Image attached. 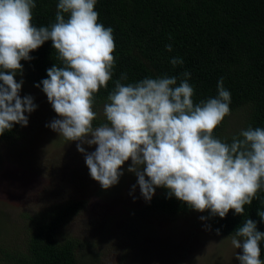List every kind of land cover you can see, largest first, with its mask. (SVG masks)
Masks as SVG:
<instances>
[{
    "label": "clouds",
    "instance_id": "obj_1",
    "mask_svg": "<svg viewBox=\"0 0 264 264\" xmlns=\"http://www.w3.org/2000/svg\"><path fill=\"white\" fill-rule=\"evenodd\" d=\"M96 3L58 0L55 22L37 27L34 0H0V135L16 124L27 126L26 113L37 105L30 95L20 96L23 81L15 77L22 73L21 61L31 60L30 52L51 41L61 65L47 69L40 84L59 118L46 126L78 142L94 181L103 189L116 185L130 160L127 171L137 177L145 201L163 187L195 211L224 218L231 209L244 216L245 206L264 191V127L250 125L231 142L214 135L231 113L223 78L217 95L198 103L187 71L178 84L168 76L125 83L126 73L113 81L115 38L111 27L98 22ZM166 51H172L171 44ZM170 63L182 65L183 59ZM110 81L114 87L103 105L104 122L94 124L96 94ZM83 145L96 147L86 152ZM257 215L264 222V211L258 209ZM261 242L264 232L246 218L231 236L232 246L241 250L235 255L239 264H264Z\"/></svg>",
    "mask_w": 264,
    "mask_h": 264
},
{
    "label": "trees",
    "instance_id": "obj_2",
    "mask_svg": "<svg viewBox=\"0 0 264 264\" xmlns=\"http://www.w3.org/2000/svg\"><path fill=\"white\" fill-rule=\"evenodd\" d=\"M33 23L48 26L55 22L58 0H34ZM98 22L113 29L116 64L113 81L127 74L125 83L145 77H176L190 73L194 87V102L217 95V82L223 78L225 89L231 93L230 115L214 130V135L226 142L248 126L264 127V0H97ZM172 51H166V45ZM57 53L52 42L30 52L31 60H22L24 78L37 87L47 78V69L56 63ZM174 57L183 59L173 66ZM114 84L96 94L94 110L106 102ZM38 89L42 90V84ZM104 122L98 117L94 124ZM233 127V128H232ZM19 137V124L0 135V141ZM146 209L170 217L194 212L187 204L168 195L163 187L155 189ZM259 199L245 206V214L229 210L224 218L201 212L214 230L222 235L234 234L246 218L264 232V222L257 210L264 211V191ZM79 200H70L45 211L25 214L30 222L26 248L13 251L0 242V264H79L76 249L81 244L72 238H59L62 224L80 209ZM1 237V226H0ZM264 260V242L261 257Z\"/></svg>",
    "mask_w": 264,
    "mask_h": 264
},
{
    "label": "rangeland",
    "instance_id": "obj_3",
    "mask_svg": "<svg viewBox=\"0 0 264 264\" xmlns=\"http://www.w3.org/2000/svg\"><path fill=\"white\" fill-rule=\"evenodd\" d=\"M16 80L23 81L20 96L30 95L37 107L26 113L28 124L19 125L16 140L0 141L4 246L25 250L30 229L25 214L79 200L80 209L58 233L81 243L76 249L79 264H239L235 255L241 250L232 246L231 236L217 235L201 212L170 217L147 210L137 177L127 171L130 160L122 166L119 182L103 189L90 177L78 142H68L46 126L59 117L44 92L24 78ZM103 105L95 108L99 117ZM83 147L92 152L96 146Z\"/></svg>",
    "mask_w": 264,
    "mask_h": 264
}]
</instances>
